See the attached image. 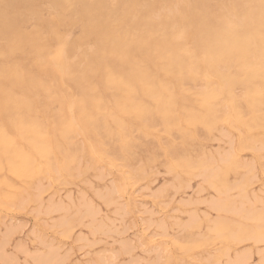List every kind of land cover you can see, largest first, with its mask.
Masks as SVG:
<instances>
[{"label": "bare ground", "instance_id": "obj_1", "mask_svg": "<svg viewBox=\"0 0 264 264\" xmlns=\"http://www.w3.org/2000/svg\"><path fill=\"white\" fill-rule=\"evenodd\" d=\"M254 1L258 3L257 10L249 14H241L242 10L237 13L236 8H226L227 12L224 11L225 13L221 15L217 13L211 15L203 11H194L191 7H186V4L183 8L176 5L173 0H169L163 7H159L158 1H154L146 5L143 13L140 10L134 13L133 11L89 12L84 17L85 22L80 37L73 42H68L54 23L47 24L37 20L35 27L25 30L19 26L23 18L6 14L0 9V187L3 188V191H0V207L8 210H25L28 204L35 203L37 207L34 211L37 216L63 212L53 226L64 228V233L72 232L78 224H83L82 220L89 218L91 223L88 224L93 228L89 233L97 234L101 229L103 231L105 226L100 223L93 227L98 214L94 205L85 203L82 200L84 197L79 199L80 202L78 200V203L73 204L69 198L71 196L68 197L69 202L64 204L59 199L57 201L52 194L47 199L48 205L44 207L41 198L45 191L43 181L49 187L58 181L69 183L88 170L95 172L100 169V165L117 167L114 159L119 160L128 151L129 144L125 142V138L133 134L134 130L154 135L153 129L156 125H161L164 131L175 127L180 136L185 137L189 134L195 135L198 125L203 126L204 129L205 127L214 129L213 127H217L219 122H223L235 141L233 144L238 149L245 148L252 144V141L256 142L264 137V0ZM239 13L242 17L238 15ZM175 18L189 19L191 22L189 21L190 23L185 26L189 28L182 31L174 30L171 21ZM60 20L59 17L57 22ZM183 45L189 47L187 52L182 49ZM16 54L25 59L15 61ZM188 80L194 84L202 81V84L199 87L185 88ZM241 82L245 83V90L243 89V94L238 96V93L235 94V86H239ZM216 101L224 102L222 103L224 108H229L228 115L218 114L220 106ZM179 134L177 141L189 142L192 138L180 139ZM223 135L227 136V133ZM138 139L141 140L140 137ZM187 143L185 146L183 144L186 149L189 147ZM169 147V155L174 157L171 169L180 164L178 160L182 161L181 166L191 168L192 163L189 162L187 153L181 155L174 145L171 144ZM263 148V144L258 148L254 147L253 155L258 164L261 161L258 151ZM197 151L199 152V148ZM196 154L193 152V155ZM227 159L220 157L219 161L223 162ZM127 160L123 161L128 162ZM229 160L231 161L230 157ZM209 162L204 159L201 165L205 167ZM227 163L223 162V164ZM220 167L222 170V164ZM247 169H249L248 164ZM101 174L103 173L98 172L96 177L101 178L102 181L105 175ZM212 174L214 175V172L210 173ZM128 177L122 175L116 178L115 190L111 187L110 190L97 193V197L102 199L104 204L109 203L116 207L122 205L118 204V198L128 197L130 201V192L135 183L132 184L133 180L130 181L132 178L127 179ZM175 179L174 181L179 179V174H176ZM225 180L229 181L227 178ZM243 182L239 186H246L247 180ZM214 185L217 187L218 184ZM217 188L215 192L220 191ZM212 189L214 190V187ZM246 192L242 190L238 196L236 195L237 197L228 196L224 192L225 197L210 202L212 210L224 216H234L238 220L257 221L258 224L264 217V197L255 195L250 197ZM257 201L260 203V208L255 206ZM71 209L74 212H70ZM192 215L183 229H187L190 222H195L197 215H194L195 217ZM205 215L207 216L206 213L203 214L204 217ZM211 222L213 223L211 232L213 229L217 236H226V239L221 241L223 244L221 249L225 251V255L241 238L254 240L259 238L254 229L243 226L245 221L242 225L239 221L234 223L232 219L221 216ZM88 224L86 227L90 230ZM232 227L236 228L235 236L231 235ZM156 228L159 232L152 233L151 236L161 237L160 242L163 243V238L168 237L166 228L163 224H157ZM9 233L10 231L7 232ZM192 236L195 234L191 235V238ZM189 237L179 240L170 238L166 239V242L174 250L179 252L186 250L185 252L189 253L195 248L198 249ZM5 238L1 242L2 246L6 241ZM204 241L210 242L205 238ZM203 242L201 241V244ZM1 244L0 248H2ZM157 248L159 251L160 247ZM23 252L25 253L24 250ZM28 254L26 257H30ZM11 255L0 254V264H18L16 258ZM65 256L68 257L67 253ZM249 256V252L235 253L226 263L247 264ZM66 257L60 256L58 248L50 245L45 254L37 253L33 255L31 261L34 260L36 264H64ZM170 257L171 261L176 263V253L172 250ZM169 258H167L168 262ZM100 259L101 263L105 261L104 258ZM159 259L146 262L162 264ZM210 262L209 264H217L219 261ZM129 264L136 263L131 261Z\"/></svg>", "mask_w": 264, "mask_h": 264}, {"label": "rangeland", "instance_id": "obj_2", "mask_svg": "<svg viewBox=\"0 0 264 264\" xmlns=\"http://www.w3.org/2000/svg\"><path fill=\"white\" fill-rule=\"evenodd\" d=\"M154 1H158L157 4L159 7H163L164 4H167L169 2V0H58V2H56L55 0H0V9L2 11H4V13H6V14H8V13L14 14V15H17V16H20L21 18H23L20 20L19 26L25 30H29L32 27H35L39 20H42L44 23H47V24L48 23H54L57 27H59V33L61 35H63L67 39L68 42H73L80 37L81 29H82L83 24L85 22L84 17L87 16L89 14V12H94V11H98V12L133 11V13H134V11L137 12L140 10V12L143 13L146 10V5H148ZM173 1L176 5L182 6L183 8H184V5L186 4L185 5L186 7L189 6L194 11H199V12L203 11V12H205L207 14H211V15L216 14V13L221 15V14L227 12L226 8H229V9L236 8L237 13H238V11L242 10L241 14H249V12L257 10V7H258V3L254 0H200V1L199 0H188V1L187 0H181L182 3L180 0H173ZM95 4H96V6H95ZM244 4H246V5H244ZM46 5H47V7H46ZM221 5H223L224 9L222 8ZM232 5L234 7H232ZM243 5H244V8H243ZM208 10H211V11H208ZM183 11L184 10H182V12ZM241 14L239 13L238 15L241 16ZM53 17H54V19H52ZM59 17L61 20L57 22ZM35 21H37V22H35ZM189 21H190L189 19L185 20L184 18H182V19L175 18L174 20L171 21V24H172L174 30L182 31L183 29L189 28V27H185L191 22V21L190 22ZM57 23H58V25H57ZM182 49H184V52H187L189 50V47L187 45H183ZM24 59H25L24 57H22L18 54H16L14 57L15 61L24 60ZM198 82L199 81L195 82V84H194L188 80V82L185 83L184 87L185 88L190 87V86H195V87L198 86L199 87V86H201L202 81L199 82L200 85L198 84ZM239 86H240V88H239ZM239 86L238 85L235 86V94L237 95V93H238V96L243 94V92L245 90L244 89L245 83L241 82V83H239ZM216 102L220 106V110H219L218 114L223 113L224 115H226L229 111V108H224V104H222L224 102H221V101H216ZM263 104H264V102H263ZM213 128L214 129H212V128L207 129L205 127V129H206L205 130L203 126L198 125L196 127V132L198 133V135H197V133L195 135H191V136L189 133H187L189 135H187V136L185 135V137H187V138L192 137L190 140H193V141L186 139V140H189L190 143L188 141H187L188 142L187 143L186 141L182 142L180 140V139L185 138V137L180 136V134L178 133V129L176 130L175 127L171 128L170 130L164 131V128L161 127V125H156L155 129H153L154 135L147 134L146 132H142L139 130H134L133 134L131 133V135L128 138L127 137L125 138V142L126 143L128 142L127 144H129V147H128V151H127L128 154L126 152L123 154L122 157H120L122 162L120 161V159L119 160L114 159L116 164H117V167L116 166L106 167L104 165H100V169L96 170L98 172H102L105 175V177H103L102 181H101V178L99 179L96 177L98 172H96V171L94 172L93 170L86 171L85 174L80 175L78 178H74L69 183H64V182L58 181L57 183H54V185L48 187L47 183L43 181L42 185H43L45 191L42 193L41 198H42L44 207L46 205H48L47 199H48L49 195H52V194L55 196L54 198L57 201L60 200L64 204H67L69 202V198H71V201H73L72 203L75 204V203H78L77 201L79 199L81 200L84 197L82 200L85 203H89L91 206L94 205L93 207L98 212L97 216L95 217V224L93 223L94 224L93 227H95L96 225H98L100 223L101 224L103 223V226H105V227H103L104 228L103 231L101 229L102 233L100 231H98L97 234L91 233L92 232L91 230H93V228L91 227L92 226L91 224H88V223H91L89 218H88L89 220L88 219L82 220V222L84 221L83 222L84 226L82 223L78 224L76 226L77 228L74 227L73 231L71 230L72 232L68 231L67 233H64L63 232L64 228L61 229L59 227L57 228V226H53L55 224V220L57 218H59L61 215H63V212H53V213H50L48 215L39 214L37 216L36 211H34L37 207L36 206L37 204H35V203L28 204L27 205L28 207L26 206L25 210L24 209H22V210H18V209L8 210V209L0 207V244H1L2 240H4V238L7 235V237L5 238L6 241L4 242V245L2 246L3 243L1 244L2 248H0V252L2 249V253H0V254L6 255V256L12 254L11 256L13 258L14 257L16 258L18 264H24V263L36 264L34 262V260L31 261L33 255H35L37 253L38 254H45L47 252V248L50 245H52V246L58 248V254H60V256L64 255V257H66L65 253H67L68 257H66V261H64V264H92L93 262H95L96 264H100L102 262L100 258L105 259V261L103 260V263H101V264H104V262H105V264H122V263L125 264V262H126V264H129V262H131V261H132V263H136V264H139V263L140 264H147V262L148 263H150V261L154 262L158 258H160L159 260L161 261L162 264L163 263L164 264H173V263L174 264H176V263L177 264H179V263H182V264H209L210 261L211 262L213 261L216 263L219 261L220 264H222V263L225 264L226 262H228V260L230 258H232L234 256L235 253H242V252L248 253L249 252L250 256L247 260V264H262V263L264 264V258H263L264 257V234H263L264 223H262L264 221V217H263V220H261L262 222L260 221V222H258V224H257V221H246L243 219L238 220L234 216H229V215L224 216V215H222V213L219 214V212L213 211L212 207L210 205V202H213L212 200L216 201L220 197H225L224 196L225 193H227L228 196L237 197L242 192V190L245 192L247 191L248 192L247 195L250 197L253 195L264 197V169H263V167H264V148L262 149L263 151L261 149H259L260 152L258 151V154L260 156L259 161L261 160L259 162V164L255 162V157L253 155L255 153L254 147L258 148V146L260 147L262 144L264 145V141H263L264 137L256 140V142L252 141V144L250 143V145L246 146L245 148L243 147L241 149H238L235 146V144H233L235 141L232 138V136L230 135V133L228 132L227 126L225 124H223V122L222 123L219 122L218 126L217 127L214 126ZM208 130H210V131H208ZM169 131H171V133ZM211 131H212V134H211ZM225 132L227 133V136L223 135V133H225ZM177 134H179V138L181 137L179 139L180 141H177L178 140ZM175 135H177V136H175ZM137 136H139L141 140H139L138 139L139 137H137ZM220 136H222V137H220ZM144 138H146V139L144 140ZM201 138H202V140H201ZM152 140L154 142H152ZM259 140H261L260 143H259ZM140 141H141V143H140ZM230 141H231V143H229ZM145 142L148 146L145 145ZM191 142H192V146H195L197 149L199 148V152L197 151L196 148H194V147H193L194 149L192 148ZM130 143H132V144H130ZM133 143H134V145H133ZM185 143L189 144V147H191V148L187 147V149H186L184 147ZM138 144L139 145L141 144L140 145L141 147ZM171 144L174 145L176 147V149L178 148L181 155L186 154V153L189 155V156L187 155V157L189 158V162L192 163L191 168L185 167L184 165H183L184 167L181 166L182 161L178 160L177 162L180 164L176 163L177 164L176 168L171 169V167H172L171 163L174 160L173 155H171V154H170L171 156L169 155V153H170L169 152L170 151L169 146ZM178 144H179V146H178ZM183 144H184V146H183ZM196 144H198V145H196ZM232 144H233V146H232ZM199 145H201V146H199ZM130 146H132V147H130ZM167 146H168V148H167ZM200 147L202 150L200 149ZM138 148H140V149L138 150ZM145 148L146 149L148 148V149L146 150ZM135 149H136V151H135ZM181 149L182 150L184 149V150L182 151ZM247 149H249V150H247ZM150 151H151V153L153 152L152 154L156 155V156H153L150 153ZM201 151L204 155L201 154ZM228 151H231V152L228 153ZM193 152H194V154H196V153L197 154L193 155ZM232 153H233V155H232ZM131 154H132V156H131ZM163 154H164V156H163ZM180 154H178V155H180ZM229 154H230V156H229ZM238 154H240V155H238ZM201 155H203V156H201ZM227 156L230 157L231 161L229 160V157H227ZM220 157H223V158L225 157V159L228 158L226 161L225 160L223 161L225 163L226 162H228V163L223 164V162H220L219 161ZM163 158H164V160H163ZM124 159H125V161L127 159H129V160H127L128 162H125V161H123ZM204 159H207L208 162L211 161V163L210 162H209V164L207 163L208 165L204 167L203 165H201V162H203ZM211 159H214V160H211ZM148 160H149V162H148ZM87 161H89V160H87ZM131 161H132V163H131ZM244 161H246L247 163H245ZM162 162H163V164H161ZM164 162H166V163H164ZM229 162H231V163H229ZM196 163H198L199 166ZM253 163H254V165H253ZM146 164H148V165L150 164V165L148 166ZM221 164L223 167L222 170H220ZM247 164H248L249 169H247ZM134 166H135V168H134ZM195 166H197V167H195ZM230 166L232 167L233 170L231 169ZM245 166H246V168H245ZM143 167H144V169H143ZM164 167L166 170L164 169ZM181 167H182V169H181ZM224 167H227V168L224 169ZM236 167H240V168H236ZM241 167H243V169ZM204 168L205 169L208 168V169L204 170ZM134 169H135V171H134ZM167 169H168V171H167ZM183 170H185L186 173H184ZM227 170H229V172ZM189 171H190V173H189ZM132 172H133V174H132ZM180 172H182L183 174ZM211 172H214V175L213 174L210 175ZM220 173H222V174H220ZM103 174H101V175L104 176ZM135 174H136V176H134ZM142 174L143 175L145 174V175L143 176ZM176 174H179V179H177V181H174V180H176L175 179ZM122 175L125 177L129 176L127 179L132 178V179H130V181L133 180L132 181L133 183L132 182L131 183L136 184V185L134 184L132 186V190L130 192V194H131L130 201H129L128 197H125V198L123 197L120 199L118 198L119 200L117 199L118 204H122L119 207H116L115 205L109 204V203L104 204L105 202L102 199L100 200V198L97 197V193H101V192H105L106 190H110L111 187L114 189L116 186L115 179L118 177L119 178L122 177ZM225 176H227V177H225ZM243 176H244V179H243ZM224 177L227 178V180H229V181L226 182ZM246 178H248V179H246ZM183 179H185V180H183ZM220 179H222V180H220ZM138 180H139V182H138ZM203 180L205 181V183ZM246 180L248 182V183L246 182L247 187L246 186H244V187L239 186V185H241L242 181H244L243 183H245ZM60 182H61V184H59ZM177 182H179L178 184L179 185L181 184V185L179 186L177 184ZM184 182H186V183H184ZM182 183H183V185H182ZM225 183L228 185V187H227V185H225ZM229 183H231V184H229ZM211 184H213V185H211ZM214 184H218L219 186L216 185L218 188L215 187ZM181 186H183V187H181ZM178 187H180V188H178ZM212 187H214V190L212 189ZM215 188L219 189L220 191L215 192ZM232 188H234V189L232 190ZM223 189H224V191H223ZM97 190H99V192H96ZM0 191L2 192L3 188L0 187ZM54 191H56V192H54ZM228 192H229V194H228ZM58 193H59V195H58ZM69 196H71V197H69ZM80 200H79V202H80ZM88 200H90V201L88 202ZM91 202L93 204H91ZM258 203L259 202L257 201L255 206L257 208H260V203H259V205H258ZM107 204H109V205H107ZM120 207H122L124 209H122V208L120 209ZM43 209H45V208H43ZM118 209H120V212ZM70 212H74V211L71 209ZM205 213L207 214V216L205 215L206 217L203 216V214H205ZM191 215L192 216L197 215L196 218H198V219L195 218L196 223L190 222L187 229H183L184 225L190 220L189 217ZM221 216L222 217H228L230 220L232 219V221H234V223L239 221V222H241L242 225H243V222L245 221L243 226H249L252 229H254L255 233L257 234L256 236H258L259 238L255 239V240L254 239H247L246 237H243V239L241 238V240H238L239 244L236 241L232 245L230 250H228V252H226V255L228 254L226 256L225 251H223V249H221V248H223V244L221 243V241L225 240L226 236L221 237V235H220V237H221L220 238L219 236H217V234H215L213 229H212V232H214V233H212L210 231L212 228V225H213V223L211 221H214L215 219L217 220V217H221ZM201 219H203V221ZM206 220H208L207 223H206ZM198 222L201 224H199ZM122 223H124V224H122ZM208 223H209V227H207ZM86 224H88L87 226L90 225L89 226L91 228L90 230L88 227H86ZM157 224H163L164 227L166 228V232L168 234L167 238L166 237L163 238L164 239L163 243L160 242V240H162L161 237L155 236L152 238V236H151L152 233H156V232L158 233L159 232L158 228H156ZM182 225H183V227H182ZM197 225H198V227H197ZM199 225H200V227H199ZM201 225L204 227H202ZM193 226H195L194 229L192 228ZM198 228H200V229H198ZM255 228H257V229H255ZM105 229H107V230H105ZM108 229L111 230L112 232L109 231ZM192 229H193V231H191ZM116 230H117V232H116ZM207 230H208V232H206ZM230 230H231L230 232H232V234H231L232 236H235V233L237 235L235 227H232ZM260 230H263V231L261 232ZM9 231H10V233L7 234V232H9ZM55 231L58 234H56ZM89 231H91L90 232L91 235H90ZM104 231H106V232L104 233ZM122 232H124V233H122ZM144 232H146V233H144ZM184 233H185V235H184ZM258 233L261 235H258ZM194 234H195V236H192V238H191V235H194ZM204 234H206V235H204ZM209 234L211 236H209ZM189 235H190V237H189ZM186 236L191 239L193 245H197L198 249L195 248L192 251H190L189 253L188 252L186 253L185 252L186 250H182V251H180L182 253L181 254L179 251L170 248L171 246L168 245V243L166 242L170 238L171 239H177L178 238L177 240H179L181 238L183 239ZM203 236H205V237H203ZM261 237H263V239ZM200 238H202V239H200ZM204 238H205V240L210 241V242H205V241L203 242ZM211 238H213L215 240H213V239L210 240ZM216 238L219 240H217ZM244 238H246V239L244 240ZM200 240L203 242L202 244H201ZM252 240H254V241H252ZM199 241H200V243H199ZM243 241H246V242H243ZM256 241H258V242H256ZM124 242H125V244H123ZM198 243H199V245H198ZM206 243L207 244L209 243V245H203ZM215 243H216V245H215ZM218 244H219V246H218ZM126 245H127V247H126ZM165 246H166V248H165ZM198 246H200V248ZM157 247H160L159 251L157 250L158 249ZM194 247H196V246H194ZM124 248H126L127 252ZM23 250L25 251V253L23 252ZM171 250L176 253V257H177L176 263L171 261L172 260L170 257ZM215 250H216V252H215ZM26 251H27V253H26ZM219 251H221V252H219ZM28 252H30L29 254H30L31 258L29 256L26 257ZM157 252H158V254H157ZM157 256H159V257H157ZM109 258H111V259H109ZM167 258L170 259L169 262L167 261L168 260ZM261 258L263 261L261 260ZM133 260L135 262H133ZM95 263H93V264H95Z\"/></svg>", "mask_w": 264, "mask_h": 264}]
</instances>
